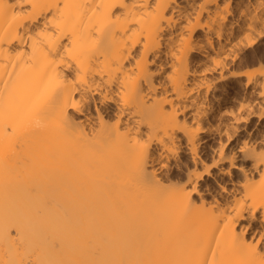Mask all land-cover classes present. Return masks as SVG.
<instances>
[{
  "label": "bare ground",
  "instance_id": "bare-ground-1",
  "mask_svg": "<svg viewBox=\"0 0 264 264\" xmlns=\"http://www.w3.org/2000/svg\"><path fill=\"white\" fill-rule=\"evenodd\" d=\"M0 264H264V0H0Z\"/></svg>",
  "mask_w": 264,
  "mask_h": 264
}]
</instances>
